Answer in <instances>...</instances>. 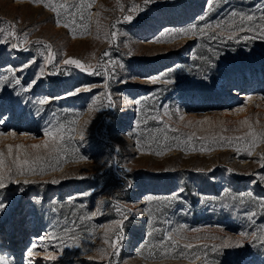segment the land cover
<instances>
[{
	"label": "rangeland",
	"instance_id": "rangeland-1",
	"mask_svg": "<svg viewBox=\"0 0 264 264\" xmlns=\"http://www.w3.org/2000/svg\"><path fill=\"white\" fill-rule=\"evenodd\" d=\"M209 3L0 0L4 174L17 151L43 157L0 190L9 264H264V39L175 35L233 10L259 17L264 0ZM41 69L59 74L29 88ZM50 122L68 129L61 150L32 149Z\"/></svg>",
	"mask_w": 264,
	"mask_h": 264
},
{
	"label": "snow or ice",
	"instance_id": "snow-or-ice-1",
	"mask_svg": "<svg viewBox=\"0 0 264 264\" xmlns=\"http://www.w3.org/2000/svg\"><path fill=\"white\" fill-rule=\"evenodd\" d=\"M149 0H145V3H148ZM227 2V0H225V3ZM209 7H211V0L209 3ZM238 18V19H237ZM126 21H131L133 19V17L131 15L126 16L124 18ZM202 21L205 19V17H201L200 18ZM259 20H264V12H262V14L257 17L255 14H242L239 13L235 10H233L228 17L221 19L220 21H217V23L215 25H213L212 23H205L202 27H198L196 24H193L191 27L189 28H181L179 30L175 31V35H187L189 33L195 35L197 33L201 34V35H209V30H211V34H210V39L213 41L216 40H221V42H226V41H237V42H242V41H248L249 39H256L257 38V34L259 35L260 39H264V27H261L257 24V21ZM255 29V32H253V30ZM249 32H253V35L249 36L247 34L243 35V36H238V33H249ZM14 34V33H13ZM115 35V33H113ZM156 39H160V37H156ZM105 56H108L109 53L105 52L104 53ZM35 61H32V63H34ZM46 62L48 64H52L53 63V57L51 56V54H49V56L46 59ZM115 63V62H113ZM63 64L66 66H75L77 69H81L83 72L88 73L90 75L93 74H99L96 72H89V67L85 66L84 64L81 63V61L79 59H75V58H69V59H65L63 61ZM28 67V65H24L23 67H21L19 69V71H23L24 68ZM122 67V65H121ZM47 74H59V72L56 73H45L43 69H41V71L37 74V76L35 77V79L30 82L29 84V88H31L32 86H34L41 78H43L45 75ZM6 79V78H5ZM153 83H156V80L154 79L152 81ZM168 82V81H166ZM16 83L19 84L20 81L16 80ZM105 87H107V84H105ZM86 90H90V89H86ZM0 91H2V88H0ZM81 91V89L77 88L75 89L73 92L67 93L65 98L68 95H77L79 94ZM249 99H251V97H249ZM50 100L45 98V99H41L39 101L40 105H45L47 103H49ZM137 104L140 103V101L136 102ZM109 106L113 107L114 105L111 103V101L109 102ZM242 108H237L235 111L239 112L242 111ZM37 114H39V112H37ZM180 119H183V117H180ZM4 120L3 117L0 116V124H3ZM161 123H163V121H160ZM203 123V122H201ZM242 124H247L248 121L244 120L241 122ZM64 131H68V129H65V127L61 124V125H56V124H52L50 122L49 126L45 127V129L43 130V135L45 137V139L42 141V143H38V144H32L30 147L32 149H46L48 150L49 154L51 153H58L61 150V145L62 142L64 141V136H63V132ZM11 135H14L15 133H10ZM0 135H3V133H0ZM69 139H71V137H69ZM83 139V135L81 134V140ZM16 149H22L25 146L24 145H16L15 146ZM8 149V156H12L13 155V145L9 144L7 146ZM248 155H251V152L249 151ZM43 159V157H41L40 155H34V156H30V154L28 152H24L23 153V157L21 156V153L19 151L16 152L14 159L11 161V165H13L16 169L15 172H13L12 167L7 168V172H8V176H5L4 172H5V158H4V154L2 152H0V190L5 189L7 187V185L4 183L5 179H8L10 176L12 175H16V174H27L30 172H35L37 169L35 167H33V165L37 164L39 161H41ZM81 159H85L84 157H81ZM262 167H264V165H262ZM44 169L41 168L40 172H43ZM264 178V177H262ZM59 180H52L51 183H59ZM16 183H21L20 181H16ZM23 183H29V181H23ZM85 196L88 195V193L84 194ZM148 199H151V197H149ZM4 205L2 204V202H0V208H2ZM97 213L93 212L91 214V216H96ZM255 216V213H251L249 216V219H251V217ZM86 218H90V217H80L79 219L83 220ZM117 224H120V221H116ZM67 227V226H66ZM68 231L70 232L71 229H68ZM193 232L198 231L197 229H192ZM105 235H107V233H105ZM253 235H255V233H253ZM241 237H245L247 236V233L245 232H241L240 233ZM165 242H170L173 246H175L177 244V241L173 239V237L171 235H168L164 238V241H162V244ZM119 244V239L116 241V244L112 245L113 247H116ZM75 246H79V245H75ZM237 247H239L240 245L237 244ZM184 249H194V248H208L207 244H193V243H187L184 244L182 246ZM215 245H213V249H215ZM37 255V253L33 250V249H29V251L27 252V256L29 258H32L33 256ZM181 255H183V253H181ZM48 259L51 260H55L57 257L55 254L51 253V252H47L46 254ZM196 259H199V257H195ZM0 264H9V262L2 256H0ZM29 264H32L31 259H29Z\"/></svg>",
	"mask_w": 264,
	"mask_h": 264
},
{
	"label": "bare ground",
	"instance_id": "bare-ground-1",
	"mask_svg": "<svg viewBox=\"0 0 264 264\" xmlns=\"http://www.w3.org/2000/svg\"><path fill=\"white\" fill-rule=\"evenodd\" d=\"M234 94H237V95H240V96H245L244 94H242V93H238L237 91H235Z\"/></svg>",
	"mask_w": 264,
	"mask_h": 264
}]
</instances>
